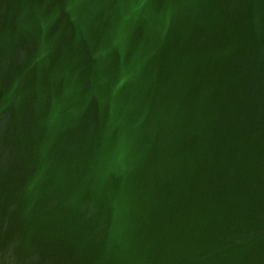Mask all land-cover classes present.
I'll list each match as a JSON object with an SVG mask.
<instances>
[{
    "label": "water",
    "instance_id": "1",
    "mask_svg": "<svg viewBox=\"0 0 264 264\" xmlns=\"http://www.w3.org/2000/svg\"><path fill=\"white\" fill-rule=\"evenodd\" d=\"M0 264H264V0H0Z\"/></svg>",
    "mask_w": 264,
    "mask_h": 264
}]
</instances>
